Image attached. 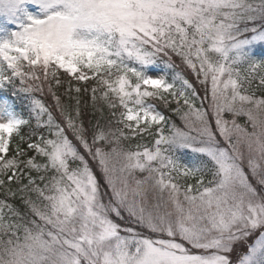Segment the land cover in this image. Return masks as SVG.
Returning a JSON list of instances; mask_svg holds the SVG:
<instances>
[{
	"label": "snow or ice",
	"instance_id": "1",
	"mask_svg": "<svg viewBox=\"0 0 264 264\" xmlns=\"http://www.w3.org/2000/svg\"><path fill=\"white\" fill-rule=\"evenodd\" d=\"M0 264H264V0H0Z\"/></svg>",
	"mask_w": 264,
	"mask_h": 264
}]
</instances>
